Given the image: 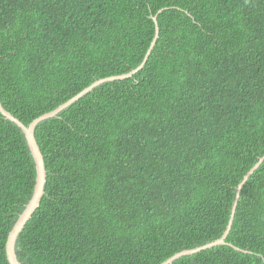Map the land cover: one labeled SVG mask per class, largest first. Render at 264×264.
<instances>
[{
  "label": "trees",
  "instance_id": "trees-1",
  "mask_svg": "<svg viewBox=\"0 0 264 264\" xmlns=\"http://www.w3.org/2000/svg\"><path fill=\"white\" fill-rule=\"evenodd\" d=\"M160 13L159 11L162 10ZM47 180L22 264H161L219 239L264 155V0H0V101ZM0 111V264L36 184ZM218 245L172 264H264V162Z\"/></svg>",
  "mask_w": 264,
  "mask_h": 264
},
{
  "label": "water",
  "instance_id": "water-1",
  "mask_svg": "<svg viewBox=\"0 0 264 264\" xmlns=\"http://www.w3.org/2000/svg\"><path fill=\"white\" fill-rule=\"evenodd\" d=\"M161 11H163V9L160 10L159 13ZM153 19L155 21L154 24H156V33H155L154 39H153L151 46H150V48H149V50L145 56L144 61L141 63V65H139L137 68L133 69L132 71H130L128 73L120 74V75H114V76H109L106 78H101V79L93 82L91 85L84 88L81 92L77 93L76 96L72 97L66 103H64V104L60 105L59 107H57L56 109H54L50 112H47V113L37 117L36 119H34L28 126L25 125L19 118H17L10 111L5 109L4 106L2 105L1 101H0V111L2 112V114L5 117H7L8 119L15 122L17 125H19L23 129V131L26 135L27 141L29 143V146H30L32 153L34 155V158L36 160V164H37L36 165L37 177H36V184H35L33 196L31 198L30 202L28 203L27 207L25 208L24 212L21 214L20 218L17 220V223L15 224L14 228L10 231L9 236H7V238H8L7 239V257H8V261L10 264H22L18 258L17 252H16V244H17V240H18L17 237H19L20 233L23 231V229L25 228L27 223L33 217L34 213L36 212V210L40 206L41 200L45 194V184H46V180H47V175H46L47 172H46V167H44V165H45L44 156L42 154V151L40 149V146L38 144V141H37L36 135H35V130H36L37 125L39 124V122H41L44 119L56 116L57 114H59V112H61L62 110H64L68 106L72 105L73 103H75L83 95L90 93V91H92L94 88L98 87L99 85H101L105 82H108V81L125 79L128 77H131L132 75H134L135 73H137L138 71L143 69L148 58L150 57V55L153 51L156 43H157V40L159 39V36H160V28H159V24H157L158 23V16L157 15L153 16ZM263 162H264V155L249 170V172L244 176L242 182L239 184V186L237 188V195H236L235 202H234L233 209H232V213H231V218L229 220V223H228V226H227L225 233L219 239L212 241L210 243H206L202 246H198V247H195L193 249L182 250V251L174 254L173 256H171L170 258H168L167 260H165L161 264H172L175 260L179 259L182 256L192 255V254L200 252L202 250H206V249L218 246V245H223V244L228 243L226 241V239H227V237H228V235L232 229L235 213L237 210V204H238V201L240 199V194H241L242 188L244 187L245 183L249 180L250 176L261 166V164Z\"/></svg>",
  "mask_w": 264,
  "mask_h": 264
},
{
  "label": "rangeland",
  "instance_id": "rangeland-1",
  "mask_svg": "<svg viewBox=\"0 0 264 264\" xmlns=\"http://www.w3.org/2000/svg\"><path fill=\"white\" fill-rule=\"evenodd\" d=\"M42 154H43V153H42ZM43 156H44V155H43ZM34 159H35V158H34ZM44 161H45V160H44ZM35 162H36V160H35ZM36 165H37V164H36ZM36 165H35V167H36ZM36 169H37V167H36ZM242 189H243V188H242ZM40 204H41V203H40ZM38 208H39V207H38ZM23 212H24V211H23ZM23 212H22V213H23ZM22 213H21V214H22ZM21 214H20V216H21ZM20 216H19V218H20ZM19 218H18V219H19ZM31 219H32V218H31ZM16 223H17V221H16ZM16 223H15V224H16ZM15 224H14V226H15ZM14 226H13V228H14ZM13 228H12V229H13ZM23 230H24V229H23ZM192 249H193V248H192Z\"/></svg>",
  "mask_w": 264,
  "mask_h": 264
}]
</instances>
